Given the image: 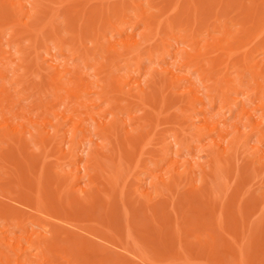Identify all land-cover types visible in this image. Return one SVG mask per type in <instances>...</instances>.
Masks as SVG:
<instances>
[{"label": "bare ground", "instance_id": "bare-ground-1", "mask_svg": "<svg viewBox=\"0 0 264 264\" xmlns=\"http://www.w3.org/2000/svg\"><path fill=\"white\" fill-rule=\"evenodd\" d=\"M72 1L73 0H0V176H2V180H0V185H2L3 182L4 183L6 182L5 179L11 178V176H10L11 171L9 172L7 170V168H9L8 164H11L10 166H14L17 169L19 166V168L25 169L26 171L28 170V172H30L29 167H31V165H32V167H34L35 161L33 160L32 154H31L32 158H28L27 155H25L27 153L26 149L30 145H32V146L34 145L38 149V151L41 150L43 152V154H41L40 157L42 155H43V157H45L44 155H46V152L48 151V149H47L48 146H50L49 150H51L52 148H55L54 146H56V143L59 139H60L59 140L60 144H61V140L62 141L65 140L63 143H65L67 141V144L65 143L67 145V148H69V147L73 148L74 144H72V143H74V139L77 137V134H78L77 132H79V135H82V137L84 139H86V140L88 139V141H89V138H91L89 141V144H90L91 140H93L92 139V135H94L93 133H96L99 140H100L99 142H97L96 148H97V150L104 151L105 154L103 152L98 151L99 153H103L101 155L98 154L99 155V157H98V155L96 154L97 152L93 151L95 154L93 153L94 155H92L91 154L92 151L87 150L90 148H87L88 147L87 146L86 147L87 149H86L83 146V144L86 142V140H83V138L80 139L79 141H77V145L78 146L81 145L82 147H84L85 150H83V152L85 151L84 153L87 155V157L84 158L77 153V155H79L80 158L82 157L85 160V161L83 160L84 163L82 162L84 164L83 169H82L83 171H81V168L75 166V169H72L71 171L69 169V170L62 172L61 170L63 167L61 168V166H59L61 169L59 167H57V168H59L58 170H60L63 173L65 182L61 181V183L59 184L58 183L60 181L59 178H58L59 181L55 180L53 178V180H55V181L53 182V184L50 181L51 183L49 185L53 186L55 183V185L53 186L54 188L53 187H51V188L54 190L57 189V192H55V191L54 192L58 194V195L56 194L58 196V199L57 198L56 199H57V201L60 200V202H61V198H62V196L60 197V195L64 194V192H66V190H69V189L74 190L75 189L76 190L75 192L79 193L78 194L79 198H81L80 195L82 196V200L81 199L79 200L76 198V200L79 201V202H77L78 206H76V207L78 208L80 215H82L81 213H87L88 218H91L93 213L96 212L94 210L100 206L99 208L102 210L99 211L100 212L98 214L99 217L96 216V218H99V221L101 220L100 224H102L103 226L104 225L106 226L108 224L107 226L108 227L110 226L109 229L111 228L112 224L114 226H117V227L119 226L118 228L119 229L121 228L123 230V232L121 231L122 234L125 235L126 232L128 231L126 235H127V237L131 238L132 237L131 234L133 235L135 233L133 229H136L138 224L142 223V221L139 220V218H138V220H139V223H138L137 219H136L137 221H135L134 219H133L134 220L133 221L131 218L129 219V216H127L128 214L127 215L125 214L128 212V209H126V207H125V209L127 211H123V214L125 215L124 217H126L124 222H123V220H122L123 214L120 210H118L119 208H118V206H115L116 204H114V202L116 203L118 201L117 204H119V203L122 204L123 202L125 203L126 197L131 196L128 193L125 194V186H127V185H126V181L124 179H126L128 176V175H126V172H127L126 169L130 172H133L136 168H139V166L141 164L140 155H136L137 159L134 160L132 154L136 153L135 152L136 149L139 150L140 154L143 153V151H144L143 148L147 144L151 143L150 141L155 135L154 131H156V130H154V128L157 127L158 125H160V123H159L161 121V120L159 121L160 117L163 118V116H165L166 117L165 119L167 122V119L171 118V117L167 118V116L170 115L169 111H171L169 109H171V106H174V107H172V111H171V112H173V110L176 108L175 106L177 105V109L180 110V113L177 114L178 117L181 115L180 117L182 118V121L185 120L184 122L186 124V128L187 129L189 128L188 130H191L192 133L187 131V129L185 130V128L182 129L181 131L183 132V130H185L186 132L190 133L191 136H193V134H195V137H197V139H199L200 137L201 138L205 137V136L209 137V140H208V138L206 139V140H208L207 144L205 146L200 147L199 150L198 149L196 150V152L197 151L201 152V153H199V156L202 153H204L206 160L205 161L203 160V162H202L201 161L202 159H201L199 161L200 158L198 159V156L196 155L195 160L193 162H188V160L186 158L185 159L187 161H185V159H183L184 161L183 160L179 161L178 158H176L178 156L177 152L179 154V151H177V150H175L176 152L174 150L173 151L171 150L176 155L172 156V158H170L171 154H170V156H167V154H169V152H171V151L168 152V150L170 149L168 147H170V146H167V144H168L167 141H166L167 143H165L164 140H166V138L164 137L165 138L164 139L162 137V140H161L162 142L158 141L164 147L166 146V149L163 147V149H165V151L163 150V153L161 155L163 156V154H164V156H165V154L167 153L165 157L170 158L169 163H171V164L168 165L169 166L168 168L164 169L165 173L164 172L160 173L161 174L160 176H159V173L158 174L155 173V175H152L153 177L150 176L151 178H149V179L150 180L152 179L153 181H151V182L149 181L150 183L145 182V183H148V185H149V186L147 185L148 187L147 186L144 187L145 190H143V186H142V189L138 188V190H139L138 195L140 196V198L142 200H144V207H145V209H142L143 211L141 210L140 212L145 213V214L143 213L144 214L143 216L145 218L149 215L151 217L149 219H151V221L154 222V224H152V226L155 225L156 227L153 226L154 229L152 230V232H149V228H147V227H149L151 224L146 226L145 223H143L139 227L137 232L139 230H141V228H144V229L147 228V231L149 233H151V235L145 234V237L143 235L144 239L146 238V240H147L146 244L147 245L150 244V246L156 245V247H158L157 244H159V245L161 244L162 247L168 246L169 249L164 250V251H166V252L168 251L167 253L171 252L174 255H176L177 257H175V258H177V259L179 258V260H180L179 264H181V262H182V264H210L211 259H215L216 257H217V259H215V260H217V262L214 260L215 264H222V263L225 264L226 263L225 260H222L221 258H224L225 256L227 258V255L230 256L229 253L232 254L231 257L239 260L238 263L241 262L240 264H243V261H245V262L248 261L250 263V259H249V255H248L249 252L244 251V249H243V247L245 246L246 247L245 249L249 250L248 249L249 247L247 245L248 242L241 244V243H239L240 238H238L237 240L233 239V241H232L231 240L232 238L228 239L226 237L227 233H224V231H223V230H226L227 228L230 227V226L227 227L228 225H227L226 220H228L227 216H229L231 213L228 212V215L227 216L225 215L223 208H222V205H223V203H225V200L221 198L222 197L221 194L223 195V197H225L226 192H228L230 190L229 189L227 191V189L233 184L232 178H234L236 180V177H237V180H238V177L240 178V176L241 177L243 176L242 179L245 176H246V178L248 177L247 176L248 174L246 175V174L242 173L244 170L246 171V173L250 172L249 175L251 173H253V171L251 169V167H253L252 163H251L252 165L249 166L250 169H248V166L243 167V168L240 167L239 166L240 160H239V164H237L238 166L236 165V163H238L237 159H239L238 157L240 156V151L242 152L241 147H243L242 149L245 148V145H247V143L249 142L248 141L249 135H251V134H253L254 137H256V143L254 142L255 144L251 147L252 154L256 155L255 156L256 160L260 159L259 164L261 163L262 165H264L263 164L264 163V149L262 148V147H264V0H185L184 3H183V0H180V1L176 0L177 3L174 6H172L174 4V2H173V4L171 5L172 10H170V11L168 10L167 12L165 11V13H167V14H168V12H170L169 13L170 15L163 13V8L165 6L162 8V4H164V2L162 1L161 6H159L160 4L158 5L159 1L157 2V0L156 1L155 0H145V2H143V3H140L139 0H120V1L117 0L114 2H111V0H110V3H109V0H88V3L87 2H85V3L90 4V1H92V2L96 1V2H93L94 5H95V3H96V5L98 3L97 6H95L94 8H91V9H87L88 7L85 8L86 6L83 7L84 1H86V0H77L79 4L80 3L82 4V2H83L82 7H79V8L76 5L75 6L73 5V7L67 6ZM92 2H91V4H92ZM61 8L64 9L63 10L64 14H62ZM164 10H166V9H164ZM221 12L222 13L225 12L224 17L222 16L223 14L220 15ZM228 13L230 14L229 16L227 15ZM221 16L223 18H221ZM230 16H233L234 19H233V17L231 18ZM58 18L61 19V20H59L60 23L57 20ZM228 23H230V24L227 25ZM60 24H62V25H60ZM58 25L63 27V29H64L63 31L66 35L58 33ZM61 27H59V28L61 29ZM107 32L110 34V37L109 38L107 37L108 39H106ZM214 32H215V34H217V33L218 34L215 35ZM211 34L213 36H211ZM67 35L69 37V40L66 41L67 38H65V36H67ZM62 36H64V37H62ZM87 38H89L88 41L91 42V46L93 48V51H91V49L86 50V48H85L84 43L87 41ZM102 39H104V41H102ZM170 40H173V42H171ZM200 42H201V44L198 45ZM178 44L179 45L183 44V45H181V47L183 46V48L179 47ZM176 45H178V46H176ZM174 47H177V48H174ZM42 54H44L46 56V58H48V60H49L47 65H43L44 61H45V60L42 61L44 59L43 57H42L43 59H40ZM145 54H146V56H145ZM66 55L68 56V58L66 57ZM98 56L100 57L101 61L100 60L98 61V59H97ZM105 56L109 57L107 61H105L106 60ZM171 57L173 58V63L170 62L172 64V65H170V67L167 66L164 68L163 65L161 63H159V62H164L166 59L171 58ZM143 58L144 59L146 58L150 62L155 61L156 67L154 66L153 69L148 70L145 73H143L144 79H141L142 75H141V71H139V70H140V67H141L140 64H141ZM77 59L80 60V62H82L81 66H80V64L74 63V60H77ZM168 62H169V60H168ZM27 65H30V66L27 67ZM31 65L34 67L32 69L33 72L37 71V73H34V76H38L37 77V80H38L37 84L38 85L34 84L35 82H33V84L35 86H33L34 88H32L30 86L31 87L30 93L31 94L35 93V95L37 94L36 96L39 99L37 109L40 110V113H38L36 111V115L34 116V118H32V117H30V115H28L29 112H27L25 107L24 108L26 111L23 110L24 109L23 107H22L23 109L21 107H19V104L22 102L21 100L23 98L27 99L29 96L31 98V94H28L29 92H26L28 94L26 97H24V96L22 97L23 94H21V96H20L21 90L25 88V86H24V88H22L23 87L22 81H24L26 79V77H28L27 76L28 72H29L28 75L29 76L31 75L30 71L32 72V70L29 71V67L32 68ZM132 66H135V68L131 69ZM86 67L92 69L90 74L89 73L86 74V72H85L87 69ZM151 68H152V66H151ZM122 69L125 70L124 73L126 76L123 74H119L120 70L122 71ZM20 70L21 71L24 70L23 72L27 71L26 74L24 73L26 75V77L23 75L24 79H21V78H23V76H21V78H20V75H21ZM127 70L128 71L130 70V71L128 72ZM178 70H180V71H178ZM10 72H11V74H10ZM193 72H194V76H191V74ZM91 75H92V78L90 77ZM117 75H119V76L121 75V76L119 77ZM8 76H10V77L8 78ZM93 77H94V79H93ZM42 78H44V79H42ZM4 79L6 82L4 81ZM39 80L40 81L45 80V81H43L44 84H46L47 81L49 82L47 84V86H49L47 91L50 89V92L49 91L48 92L51 93V95H53L52 97H54L53 101L51 100L52 103L47 104V103L42 102V100H41L42 96L45 95L46 91H45V87H44L43 91L45 93L44 94L42 93L41 88H43V83L41 82L42 84L40 85ZM166 83H168V84H166ZM165 84H166V86H165ZM180 84L183 85V87H182L183 90L179 89V87H181ZM23 85H24V83H23ZM166 87H167V89L170 88L169 93H168V90L166 89ZM32 89H34V90H32ZM172 89L177 90V91H178V89L180 90L179 93L175 92L176 97L178 94V97H177L178 99H175L176 98L175 94L170 92V90L172 91ZM157 93L160 97L157 95ZM232 95H233V97H232ZM158 97H159V99H158ZM101 103H105V108L100 109L99 105ZM55 105L63 106L62 111H57V110L53 109L54 111H52L50 113V117L47 116L48 115L47 110L51 111V108H53ZM26 106H29V105L26 104ZM216 106H218L219 109L217 108L218 110L214 111V109H216L215 108ZM54 108H56V107H54ZM97 109H100V110H97ZM138 110H139V112L140 111L141 112H140V114L136 115L135 111L138 112ZM222 110H227V112L229 113L230 116L231 115L233 116V113L236 110H238V115H237L238 119L236 117H232V118H236V119H234L236 121V123L235 122L234 123L231 122L233 124L228 123V120L226 118H224L222 113H221ZM28 111H30V110H28ZM174 111H176V110H174ZM30 113H31V111H30ZM125 113H127V118L122 117V114L126 115ZM174 115L176 116V114H174ZM181 118H179V119L181 120ZM54 119L56 122L55 121H53V122H55L56 124L52 122V120H54ZM196 120L199 122H202L201 123L202 125L200 127L197 126L195 129V127L193 128L192 125L195 124L193 122ZM69 121H71V124H70L71 127L69 126L70 127L69 130H67V129L62 130V126L65 124V122L68 123ZM88 122H92V123L89 124ZM172 122H174V121H172ZM62 123H64V124L62 125ZM92 125L94 128L91 127ZM151 125H153V126L150 128L149 126H151ZM191 126H192V128H191ZM246 126H247V128L249 127L250 129L245 131L244 128ZM51 128H52V130H51ZM89 128L93 132H91L89 130ZM192 129H194V130L192 131ZM90 132L92 133V135ZM174 133H176L175 130H174ZM180 134H179V137H180ZM172 135L174 137L173 139L175 140V143L176 142L178 143V141H177L178 138H176L178 136L173 134V132H172ZM183 135H184V133H182L181 137ZM187 135L185 137H188ZM87 137H89V138H87ZM201 138L198 141L196 139V141L200 142V140H202ZM94 139H96V137ZM53 140H55V141L53 142ZM183 141H185V140H183ZM81 142H82V144H81ZM158 142H155V144ZM51 143H53L54 145H51ZM78 143H80V144H78ZM170 143L171 142L169 141V144ZM68 144H69V146H68ZM70 144H71V146H70ZM187 144L188 143H186L185 145H187ZM85 145H86V143H85ZM190 146L187 145L185 148L188 149ZM72 148H71V150L67 149V151H69V152L64 151L65 148H62V149L60 148L62 150L61 154L62 153L63 154L60 155L59 162L60 161L63 163L68 162L69 165H67V168L70 165L77 162L78 156L76 154H74V153H76L75 151H73V153H71ZM190 148H192V147H190ZM247 148H248V146H247ZM74 149H75V147L73 148V150ZM159 149H161V148H159ZM91 150H93V149H91ZM157 150H158V148H157ZM160 151L161 150H159L158 154H160ZM190 151H191V149L189 150V152ZM29 152L30 151L28 150V153ZM33 152H31V153H33ZM152 152H151V154H152ZM69 153L72 154V156ZM259 153H260V156L258 158H256L259 155ZM67 154H69V156H68V158H65V157H67ZM149 154L150 153L148 152V156H149ZM16 155H17V157L20 158V162H19L20 164L19 165H16V164H18V163H15L16 160L13 163H12V160H10L11 163L8 162L9 161L8 156H10V157L13 156L15 158ZM29 155H30V153H29ZM36 155H35V157H36ZM86 155H84V156H86ZM103 155H104V157H102ZM189 155H191V154H189ZM138 156H139V158H138ZM162 156L160 158L159 157L158 158L161 159ZM43 157H41L43 163L41 162L40 165L44 164L45 159L43 160ZM153 157L152 158L150 157V158L153 159ZM46 158H48V156H46ZM70 158H72V162H71ZM169 158H167V159H169ZM38 159H39V156H38ZM62 159H64V160H62ZM66 159H67V161H66ZM163 159L165 160V158H162L161 161H163ZM253 159L254 158H252V160ZM149 160H147V162H145V163H148ZM235 161H237V162H235ZM152 162H153L152 164H155L157 166L156 163L158 162V159L156 158ZM46 163H45V165H46ZM57 163H58V161H57ZM63 163H61V165ZM158 166H159V164H158ZM10 168H12V167H10ZM37 168H38V166H37ZM44 168H45L44 165H42L39 169V174H37L38 171H36L37 176L35 175V178L36 177L38 178V180L37 179L35 180L36 182L38 181L37 182L38 185L36 186L37 190H35V189L34 190L39 192V193H41V191L44 187L42 184L45 185V183H43L41 181V179L43 178V176L45 174ZM57 168H55L56 172H57ZM153 168L152 169L150 168V171L153 170ZM160 168H163V167H160ZM160 168H157V169H160ZM240 168H242V169H240ZM246 168H247V170H246ZM147 169L148 168H146V170ZM154 169H156V168H154ZM46 170H48V169H46ZM248 170H251L252 172L248 171ZM253 170L255 171L256 177H257V173H258V175H259V173H260V175H262L261 174L262 169H261V171H259L258 167H257V170L254 167ZM67 171H69V172H67ZM158 171H160V170H158ZM239 171H242L241 172L242 175H241V173L240 174L238 173ZM245 171H244V173H245ZM22 172L23 171H21L20 173H22ZM54 173L55 172H53V174ZM3 174H5V176ZM34 174H35V171H34ZM148 174H149V172H148ZM255 174H254V176H255ZM17 175H15V176H17ZM25 175H26V173H25ZM33 175H32V178L34 177ZM132 175H133V173H132ZM20 177H23V176L21 175ZM26 177H25V179H26ZM55 177H56V175H55ZM100 177H103V182L105 180L106 184L108 186H104L101 184V182H99ZM17 178H19V177L17 176ZM29 178L30 177L28 176L27 182H29V180H28ZM56 179H57V177H56ZM80 180L81 181L86 180L87 185L83 186V187L82 186L79 187L78 184L80 183ZM127 180H130V179H127ZM237 180L234 182L237 183L238 182ZM243 180H245V178ZM13 181H15V180H13ZM35 181H34V184L36 183ZM45 181H47L46 178H45ZM240 181H241V184H240ZM240 181H239V184L241 185V187H243L242 182H244V181H242L241 178H240ZM195 182H197L199 184H195ZM13 183L16 186L17 183L16 182H13ZM13 183H12V185H14ZM19 183H20V181H19ZM29 184L26 187V189L28 187L29 188L31 187V186H29ZM136 184H137V181H136ZM181 184L191 185V187L195 190V192L194 193L191 192L192 193V195H191V193H189V192H188V194H186V192H187L186 191L185 192L186 195L182 196L181 200H179L178 198L180 196L178 197L177 193H179L178 191L181 188L180 186H183ZM138 185L140 186V184H138ZM8 186H11V183ZM19 186H21V185H19ZM22 186H23V184H22ZM76 186H77V188H76ZM233 186H234V184H233ZM233 186H231V187H233ZM47 187L46 188L44 187V188L47 189ZM100 187H102V188H100ZM103 187H105V188H103ZM136 187H135V190H133V192L137 190ZM0 188L4 189V187H2V186ZM19 188H21V187H19ZM34 188H35V186H34ZM220 188H222V189L220 190ZM15 189H16V187H15ZM32 189H33V187H32ZM45 189H44V191H45ZM58 189L60 190V195H59ZM102 189H104V190H102ZM224 189H225V191H224ZM4 190L6 192H8L7 187H5ZM29 190H25V191H29ZM142 190L144 192H142ZM222 190L224 191V193L218 194V192L220 193V192H222ZM1 191H3V190H1ZM35 191L31 190V192H34V193H35ZM101 191H103V193L105 195L104 197L106 200L104 199L103 195L100 194ZM61 192H63V193L61 194ZM70 192L72 193V191H70ZM133 192H132V194H133ZM21 193H22V191H21ZM29 193H30V191H29ZM77 193H75L76 195L74 194L75 195L74 197L78 196ZM242 193H243V191H242ZM116 194H117V197H116ZM241 194L239 193V195H241ZM16 195H17V193H16ZM24 195H26V193H24ZM27 195H28V193H27ZM27 195L25 197H27ZM31 195H33V193ZM31 195H30V197L32 198ZM56 195H55V197H56ZM124 195H127V196L125 197ZM138 195H137V198L139 197ZM227 195H228V193H227ZM34 196H36V195H34ZM44 196H43V194H41V197H44ZM68 196H67V198H64V196L62 198L63 201H66L65 203H68L70 201V200H68ZM113 197H116L115 200H117V199L118 200L117 201L114 200V202H113L112 201L114 199ZM176 197H178V198H176ZM196 197H198L197 198L198 200H199V198L201 199V200H199V202L203 201L202 203H205L204 206L207 205V207L209 206V208H211L210 209L211 214H212L211 218H213L214 224L216 225L217 228L219 227L218 228L219 232L222 231V233H224L225 237H226V239H225V237L223 236L224 234L223 235L219 234L221 237V238H219L221 243H219L220 241H217L218 238L216 237L217 238L216 239L213 234H210L208 236H204L205 237L204 240H202L203 238H200V236L197 234H196L197 237H195L193 235L195 240L193 239V241L191 243L190 242L187 243L188 245L186 244V242H188L189 239H187V241H185V239H182L183 235H185L187 232V227L184 225L187 224L188 222H191V215L190 216L186 215V214H189V213H187V211L189 212V210H187V209L192 208L193 205H191V201L193 199H196ZM227 197H225V198L227 199ZM237 197L240 198L239 196H237ZM242 197H243V195H242ZM242 197H241V199H242ZM263 197L261 196L260 199ZM13 198L14 197H12V199ZM35 198L32 200L34 201ZM45 198H46V196H45ZM123 198H124V200H123ZM39 199L41 200L40 195L38 194L36 200L39 201ZM43 199L44 198H42V201H44ZM64 199H67V200H64ZM161 199H162L161 202L163 204L158 203V202H160ZM176 199H178V200H176ZM241 199L240 200L238 199V200L242 202ZM47 200L44 203H47ZM130 200H132L131 197L128 198L126 201L129 202ZM166 200H168L169 206L171 205L170 207H168V208H170L168 210L171 211V208H172L171 213L173 216L175 215V213H177L176 212V210H177L176 206L179 204L178 206H179V209H180V212L182 215L181 217H179V219L177 218L178 215L177 216L175 215L174 219H171L168 216L169 213L166 214V211L164 208V203ZM4 201H6V200H4ZM218 201H219V204H221L220 207L218 206L219 205ZM261 201H262V199H261ZM263 201H262V205L264 207ZM6 202L9 203V201H6ZM34 202H36V201H34ZM60 202H58V203H60ZM71 202L68 204V208L69 209L71 208L73 210L74 208L71 207L72 206ZM97 202L99 205H97V207H95ZM112 202H113V206L111 205ZM258 202H259L258 200L252 199L247 204H249V206L252 204V207L254 208V206H256V204ZM130 203L132 204L133 202H130ZM157 203L159 204L158 207L161 208L159 215H158L159 210L156 209L157 212L155 211V205ZM176 203H177V205L175 206ZM30 204H31V201H30ZM131 204H129L130 206H128V207H131ZM134 204L137 206L136 202L133 203V206H134ZM166 204H168V203H166ZM183 204H185V207H186V208L184 207V212L186 214L182 211ZM216 204H218V205L216 206ZM61 205L63 206L64 204L61 203ZM61 205H59V206L61 207ZM5 206H7V205H5ZM9 206H12V205H9ZM39 206H40V204H39ZM122 206H121V208L123 209L124 206L123 207ZM249 206L246 205L245 207L249 208ZM35 207H38L37 204L35 205ZM76 207H75V211H76ZM245 207H243V208H245ZM5 208L6 207H3L0 204V220L7 218L6 212L9 211L11 207L9 208V210H7L8 208L7 209H5ZM93 208H95V209L93 210ZM239 208L238 207L235 208V209H238L237 210L238 213H239ZM131 209H129L130 212L132 211ZM166 209H167V207H166ZM230 209H227V210H230ZM144 210H146L147 212ZM247 210L249 211V209H246V212H247ZM10 211H12V209ZM19 211L20 210L16 211L15 215L18 212V214H20V216H21L22 213H20ZM37 211H39V209ZM50 211H51V209H50ZM173 211H175V212L173 213ZM252 211H253V209L250 210L249 212H252ZM64 212H63V214H65ZM120 212H121V214H120ZM246 212L244 213L242 210V213H244V214L241 213V216H240V213H239V214H236V216H234V214H235V210H234V214L229 216V217H231L229 219L233 220L232 222H234L233 224H231V226L236 224V223L237 224L241 223L242 220H240V219H243V218H240V217L244 216L246 214ZM50 213L52 214L53 210ZM198 213L200 214L201 212H198ZM12 214H13V217L8 216V218L16 219L17 222L21 221L20 220L21 217L18 218V215L15 216L14 213H12ZM47 214H48V211H47ZM130 214H132V213H130ZM133 214H135V213H133ZM226 214H227V212H226ZM248 214L249 213L246 214L247 215L246 218H249ZM47 216H51V215L48 214ZM52 216H53V214H52ZM64 216L67 217L66 214ZM69 216H70V214H69ZM173 216H172V218H173ZM185 216H187V217H185ZM198 216H200V215H198ZM120 217H122V218H120ZM144 217H143V219H144ZM235 217H238L239 219H237ZM93 218L94 219H91V220H95V217H93ZM36 219H34V220H36ZM43 219H41V220H43ZM199 219H200V217H199ZM25 220H27V219L25 218ZM244 220H245V216H244L242 224L244 225L247 223L248 229L246 227H244L245 225L244 226H242L241 224L239 225V226H241L239 229L242 233V234L241 233L240 234L246 238L245 239L243 237L244 238L243 239L241 236V239H243L242 241L243 242L246 241L247 238H248L247 241H249V240L252 241L251 239H253V238H254L253 240L257 239L259 241V238L251 235V234H253V232L256 233L258 231V230L256 231L255 229H254L255 231L253 230V226H252L253 222H248V221H250L249 219H247L246 221H244ZM3 221H5V220H3ZM36 221H38V220H36ZM132 221L137 226H135V224ZM22 222L23 221H21L20 225H22L24 223V222L23 223ZM71 222L74 223L73 221H71ZM103 222H104V224H103ZM42 223H43V221H41V223H39V224H42ZM91 223H93V222H91ZM109 224H111V225H109ZM228 224H230L229 221H228ZM43 225H45V224H43ZM56 225H55V227H56ZM123 225L125 226V228ZM215 225H213V227ZM59 226H61L60 227V229H61L62 224ZM75 226L79 227V225H76V224H75ZM114 226L112 227V230H114ZM188 226L190 228V225H188ZM254 226H255V224H254ZM258 226H259V224H258ZM262 226H264V225H262ZM3 227H4V225H3ZM65 227H67V226H65ZM65 227H63V229ZM117 227H115L116 230H117ZM182 227L183 228L186 227V229H185L186 232L183 235L181 233H183L185 230ZM234 227H236V226L234 225ZM234 227H232V228H234ZM1 228H2V226H1ZM81 228H84V227H81ZM126 228H127V230H126ZM191 228H193V227L191 226ZM242 228H244L245 230L247 229V232H245L244 229H242ZM91 229H92V227H91ZM8 230H9V228H8ZM65 230H66L65 232H67V229H65ZM124 230H126V231H124ZM72 231L73 230H70V232H72ZM230 231H231V229H230ZM230 231L227 230V232H230ZM85 232H87V231H85ZM106 232H107V230H106ZM115 232L117 235L118 232H120V230L119 231L117 230ZM188 232H187V234H188ZM211 232H214V230H212ZM260 232H261V230H260ZM64 233H62V231H61V234H64ZM74 233H75V231H74ZM96 233H97V231H96ZM139 233H140V231H139ZM142 233H144V231H142ZM145 233H147V232H145ZM217 233H218V231H217ZM234 233H235V231H234ZM257 233H259V231ZM66 234H68V233H66ZM80 234L83 236L84 233H80ZM236 234H238V233H236ZM245 234H250V235L246 236ZM263 234H264V230H262L261 236ZM119 235H121V234L119 233ZM56 236H58V234L56 233V235H55V231H54V237H56ZM74 236H78V234L74 235ZM82 236H81V239H83ZM96 236H97V234H96ZM140 236L137 235V238L140 239ZM163 236H167L168 239L167 238L165 239V237H164L165 240L164 239L162 240ZM228 236H231V234ZM222 237H224V238H222ZM232 237L237 238V237H234L233 235H232ZM249 237H250V239H249ZM10 238H12V237H10ZM24 238L26 239V242H27L26 247H24L23 245H20V241H18V240H15L14 243H10V244L8 243V245L14 246V248L15 247L18 248L21 251V254L26 253L27 252L26 250L30 246H34L35 249L37 250V255L39 253V255L41 256L40 257L41 261H42V259H45V260L49 259L46 256V252L48 255L52 251L57 252V251H61L63 249L61 254H63V252L66 251V249L64 248L65 246L62 245V247H60L61 244L59 243V245H58V243H56L57 238H55V241L54 240H52V242L50 241L51 243H47V242H44L45 240H41V242L39 244H37L36 240L33 238L32 232L30 235H28L27 237H24ZM37 238H39V237H37ZM65 238H66V236H65ZM137 238L135 237V239H137ZM261 238H263V237H260V240H261ZM13 239H11V240H13ZM41 239H43V238H41ZM89 239L90 238L85 239V242L81 241L83 244L82 248H80L81 251H84V249L86 251L87 250L86 248L89 249L88 251H90V249H93L92 247L94 245H92V247L89 248L91 245L90 244L91 241L89 243L90 244L89 247H87L86 245L84 246V244L87 243L86 240H89ZM223 239L224 240L228 239V241L230 242V246L227 245L228 243H225L226 241H224V244H225L224 245ZM32 240L33 241L35 240L36 244H34V242ZM94 240H95V238H94ZM116 240L118 241V239H116ZM123 240H122V242L124 243ZM125 240L126 241L129 240V238L125 239ZM10 241H8V242H10ZM106 241H109V240H106ZM237 241L239 244L237 243ZM242 241L240 240V242H242ZM61 242H63V241H61ZM217 242L220 244L219 246L223 247V249H222V247H221V249H220V247H217V245H218ZM252 242H250V243H252ZM128 243L126 245H128ZM131 243L133 244L132 246L134 247L133 241ZM254 243H257V242H254ZM140 244L142 245L141 242H140ZM140 244H139V247H141ZM55 245H56V248L54 249ZM87 245H88V243H87ZM126 245L125 244L123 245V249L124 248L126 249V247H127ZM137 245H138V243H137ZM105 246L107 247V245H105ZM117 246H119V245H117ZM144 246L145 245H143V247ZM234 246H235V248H234ZM34 247H33V249H34ZM50 247H51V250H49ZM79 247H80V245H79ZM156 247L154 248L155 251H156ZM159 247H158V249L161 248V247L160 248ZM190 247H191V250L189 249ZM96 248H95V250L93 249V255L96 254L94 252V251H96ZM144 248L142 249V251L145 250ZM218 248L220 249V251ZM232 248H234V249L237 248V249L234 250ZM258 248H260V247H258ZM263 248L261 246L262 250H263ZM59 249H61V250H59ZM121 249H122V245H121ZM137 249L140 250V248H138V247H137ZM225 249H226V251H225L224 255H221ZM100 250H101V248H100ZM188 250L190 251L191 254L193 253L197 257H192L190 255V253L188 252ZM227 250L230 252L227 253ZM124 251L127 252L128 247H127V250H124ZM131 251H133V250H131ZM150 251H153V249L152 250L150 249ZM160 251H163V250L160 249ZM258 251H261V250L258 249ZM48 252H50V253H48ZM54 252H52L53 255L51 253L52 256H54V255L56 256V254H58V252L57 253L55 252V254H54ZM166 252H165V254H166ZM262 252H263V254L261 255V257L264 256V251H262ZM28 253H27V255L31 254V253L30 254H28ZM97 253H98V251H97ZM106 253H108V252L106 251ZM131 253H133V252H131ZM157 253H159V252H157ZM226 253H227V255H226ZM65 254H68V255H65V257L67 256V258L70 259L69 255H71V254L67 253V251ZM91 254H92V252H91ZM99 254H100V251H99ZM104 254H102V256ZM108 254H110V253H108ZM108 254H106V255L108 256ZM124 254H126V253L123 252L122 255H124ZM243 254H244V257H243ZM59 255H60V252H59ZM106 255H105V257H106ZM139 255H140V252H138V257H139ZM153 255H154V253L151 256H153ZM200 255L205 256L204 258L202 256L203 261H199L201 258ZM213 255L215 258H213ZM102 256L100 254L99 258H101ZM116 256H113V257L115 258ZM143 256L144 255L142 254L141 255L142 262L144 259H145V261H147L146 258ZM198 256H200V258ZM222 256H224V257H222ZM65 257H64V259H67ZM105 257H104V259H105ZM120 257H121L120 263L123 264L124 260H126L127 258L126 259L123 258L124 259L123 260L121 255H120ZM155 257H157V256L155 255L154 258ZM210 257H211V259H209ZM245 257L246 258L248 257V258L246 259ZM31 258H33V255L30 258L24 257V261L21 263L22 264H31V261L33 260ZM50 258L52 259L51 256H50ZM141 258L139 257V259H141ZM147 258L149 259V257H147ZM165 258H166V256H165ZM233 258H229V260L230 259L233 260ZM256 258H258V257H256ZM75 259L77 260V258H75ZM109 259H110V257H109ZM262 259L264 260V258H262ZM122 260H123V262H122ZM191 260H193V261H191ZM257 260L254 259L253 261H257ZM69 261H71V259ZM114 261L117 262L120 260L117 259V261L116 260H114ZM91 262H93V261L91 260ZM96 262H97V260H96ZM245 262H244V264H245ZM39 263H40V261H39ZM144 263H146V262H144ZM238 263H234V264H238ZM249 263H246V264H249ZM89 264H93V263L89 262ZM118 264H119V262H118ZM127 264H129V263H127ZM130 264H131V262H130ZM252 264H253V262H252ZM263 264H264V262H263Z\"/></svg>", "mask_w": 264, "mask_h": 264}, {"label": "rangeland", "instance_id": "rangeland-1", "mask_svg": "<svg viewBox=\"0 0 264 264\" xmlns=\"http://www.w3.org/2000/svg\"><path fill=\"white\" fill-rule=\"evenodd\" d=\"M114 1H117V0H111V2H114ZM118 1H120V0H118ZM156 1V0H155ZM159 1V3H158V5L159 6H161V3H162V1L164 2V4H162V8H163V13H165V11L167 12L168 10L170 11V10H172L171 9V5L173 4V2H174V4L172 5V6H174L176 3H177V1L176 0H157V2ZM180 1V0H179ZM184 1L185 0H183V3H184ZM85 2H87L88 3V0H86V1H84V6L83 7H85V8H87V9H91V8H94L95 6H97L98 5V3H97V5H96V3H95V5H94V3L93 2H96V1H90V4H91V2H92V6L90 5V4H87V3H85ZM98 2V1H97ZM139 2L140 3H143V2H145V0H139ZM182 2V1H181ZM72 3V4H71ZM71 3H69V5H67V6H71V7H73V5L75 6H77L78 8L79 7H82V5H83V2H82V4L80 5L79 3H78V1L77 0H73ZM109 3H110V0H109ZM170 3V4H169ZM182 4V3H181ZM80 5V6H79ZM173 8V7H172ZM62 10V14H64L63 13V8H61ZM164 9H166V10H164ZM170 12H168V14H169ZM225 12H221L220 13V15L221 14H223L222 16L224 17V14ZM233 13V12H232ZM165 14H167V13H165ZM167 14V15H168ZM170 15V14H169ZM228 16L230 15L229 13L227 14ZM233 15V14H232ZM221 16V18H223ZM234 16V15H233ZM233 16H230L231 18L233 17ZM61 18V17H60ZM60 18H58L57 20H58V22H59V20H61ZM233 19H234V17H233ZM60 23V22H59ZM230 23H228L227 25H229ZM60 25H62V24H60ZM59 27H61V26H59L58 25V33H61V34H65L64 33V29H63V27H61V29L59 28ZM229 27V26H228ZM237 27V26H236ZM235 27V28H236ZM234 29V28H233ZM62 31V32H61ZM137 31V30H136ZM135 31V32H136ZM60 34V35H61ZM214 34H215V32H214ZM218 34V33H217ZM217 34H215V35H217ZM66 35V34H65ZM211 36H213L212 34H211ZM62 37H64V36H62ZM110 37V34L107 32V34H106V39H108V38ZM65 38H67L66 39V41L67 40H69V37H68V35L67 36H65ZM64 39V38H63ZM65 40V39H64ZM89 40V38H87V41L84 43L85 44V48H86V50H90L91 49V51H93V48H92V46H91V42H89L88 41ZM102 41H104V39H102ZM171 42H173V40H170ZM180 44V43H179ZM178 44V45H179ZM201 44V42L198 44V45H200ZM178 45H176V46H178ZM181 45H183V44H181ZM181 45H179V47H181ZM178 47V48H179ZM174 48H177V47H174ZM181 48H183V46L181 47ZM180 48V49H181ZM174 51V50H173ZM172 51V52H173ZM89 52V51H88ZM145 56H146V54H145ZM144 56V57H145ZM44 59H43V58ZM66 57L68 58V56L66 55ZM106 57V60L105 61H107L108 60V56H105ZM46 56L44 55V54H42L41 55V57H40V59H43L42 61H44V64L43 65H47V63H48V58H46ZM66 58V59H67ZM97 59H98V61L100 60V57L98 56L97 57ZM168 60H169V62H168ZM172 60V61H171ZM101 61V60H100ZM157 61V60H156ZM173 63V58L171 57V58H168V59H166L164 62H159V63H161L162 65H163V67L165 68V67H170V65H172L171 63ZM74 63H77V64H80V66L82 65V62H80V60H74ZM169 64V65H168ZM156 64H155V61H153V62H150V61H148L146 58L144 59L143 58V60H142V62H141V64H140V70L139 71H141V79H144V74L143 73H145L146 71H148V70H151V69H153V67L155 66ZM165 65V66H164ZM28 66H30V65H27V67ZM32 66V65H31ZM151 66H152V68H151ZM158 66V65H157ZM45 67V66H44ZM156 67V66H155ZM34 67L32 66V68L31 67H29V71L30 70H32ZM87 68V67H86ZM133 68H135V66H132L131 67V69H133ZM158 68V67H157ZM85 69V68H84ZM145 69V70H144ZM36 70V69H35ZM91 68H87L86 69V74H90L91 73ZM24 71V70H23ZM23 71H21L20 70V78H21V76H25L26 77V72H23ZM128 71V70H127ZM130 71V70H129ZM128 71V72H129ZM178 71H180V70H178ZM125 70L124 69H122V71L120 70V72H119V74H123V75H125ZM127 72V73H128ZM9 73V72H8ZM25 73V74H24ZM29 73V72H28ZM28 73H27V76L28 77H26V81L24 80V81H22V88H24V86H25V88L24 89H22L21 90V92H20V96H21V94H23L22 95V97L24 96V97H26L28 94H31L30 92V90H31V87L32 88H34L33 86H35L34 84H37L38 83V80H37V77L38 76H34V73H37V71H34L33 72V70H32V72L30 71V73H31V75L29 76L28 75ZM33 73V74H32ZM126 73V74H127ZM132 73V72H131ZM10 74H11V72H10ZM193 74V75H192ZM191 74V76H194V72ZM8 75V74H7ZM36 75V74H35ZM38 75V74H37ZM134 75V74H133ZM24 76H23V78H21V79H24ZM85 76V75H84ZM117 76H119V75H117ZM121 76V75H120ZM119 76V77H120ZM126 76V75H125ZM196 76V75H195ZM10 76H8V78H9ZM91 78H92V75L90 76ZM156 78V77H155ZM193 78V77H192ZM195 78V77H194ZM6 79V78H5ZM5 79H4V81H5ZM31 79V80H30ZM42 79H44V78H42ZM89 79V78H88ZM93 79H94V77H93ZM167 79V78H166ZM34 80V81H33ZM37 80V81H36ZM41 80V79H40ZM39 80V81H40ZM43 81H45V80H43ZM43 81H40V85L43 83ZM6 82V81H5ZM33 82H35L34 84H33ZM42 82V83H41ZM23 83H24V85H23ZM46 83V82H45ZM49 82L47 81V83L46 84H44L43 83V88H41V91H42V93L44 94L45 92L43 91L44 90V87H45V91H46V93H45V95H43L42 96V102L43 103H47V104H50V103H52V101H53V98L54 97H52L53 95H51V93H49L50 92V89L47 91V89H48V87L49 86H47V84H48ZM185 83V82H184ZM166 84H168V83H166ZM166 84H165V86H166ZM183 84V83H182ZM182 84H180L181 85V87H179V89L180 90H183L182 89V87H183V85ZM38 85V84H37ZM31 86V87H30ZM26 89V90H25ZM166 89H167V87H166ZM169 89L170 88H168L167 90H168V93H169ZM178 89V91L177 90H174V89H172V91L170 90V92H172V93H174L175 94V97H176V93H179V90ZM32 90H34V89H32ZM204 90V89H203ZM166 91V90H165ZM26 92H29L28 94L26 93ZM33 92V91H32ZM167 92V91H166ZM176 92V93H175ZM37 93V92H36ZM40 94V93H39ZM35 93H32L31 94V98H30V96L26 99H22L21 101V103L19 104V107H25L26 108V110H27V112H29L30 113V111H31V113L29 114L28 113V115H30V117H32V118H34V116L36 115V111L38 112V113H40V110H38L37 109V106H38V98H37V94L35 95ZM41 95V94H40ZM157 95H158V93H157ZM48 96V97H47ZM93 96V95H92ZM159 96V95H158ZM235 96V95H234ZM45 97V98H44ZM52 97V98H51ZM94 97V96H93ZM160 97V96H159ZM159 97H158V99H159ZM177 97H178V94H177ZM175 98V99H178V98ZM232 97H233V95H232ZM236 97V96H235ZM238 97V96H237ZM37 98V99H36ZM52 100V101H51ZM33 101V102H32ZM28 102V103H27ZM98 102V101H97ZM26 104L27 105H29V106H26ZM36 104V105H35ZM35 105V106H34ZM31 106V107H30ZM100 109H103V108H105V103H101L100 105ZM98 106V107H99ZM54 107H56V108H54ZM53 108H51V111L49 110H47V116H49L50 117V113L52 112V111H54L53 109H55V110H57V111H62V107L63 106H59V105H55ZM102 107V108H101ZM172 107H174V106H171V109H169V110H171L172 111ZM176 108L174 109V110H176V111H174L173 110V112H171V111H169V113H170V115L169 116H167V118L169 117H171L170 119H167V122H166V117L165 116H163V118H161L160 117V119H159V123H160V125H158L157 127H155L154 128V130H156V131H154L155 133V135H154V137L151 139V143H149V144H147L144 148H143V153L142 154H140L139 153V150H135V152L136 153H134V154H132L133 155V158H134V160L135 159H137L136 157V155H140V159H141V164H140V166H139V168H136L133 172H130V171H128L127 169H126V175H128L127 176V178L126 179H124L125 181H126V185L127 186H125V194H129V195H131V196H127V195H124L125 197H126V200L128 199V198H130L131 197V199L132 200H130L129 202L128 201H126L125 200V203L123 202L122 204L121 203H119V204H117L118 203V199L117 200H115L116 199V197H117V194H116V197H113L114 199L112 200L113 202H114V200L115 201H117L116 203L114 202V204H116L115 206H118V210H120L121 212H122V214H123V211H127L126 209H128V212L127 213H125L127 216H129V219L131 218L132 220L134 219L135 221H137L138 220V218H139V220H141L142 221V223H139V220H138V226L135 224V226H137L136 227V229H133L134 230V234L132 235L131 234V238L130 237H127V232H126V234L124 235V234H122V232H123V230L120 228H118L117 226H114L113 224H112V226H111V230L109 229V227L106 225H102V224H100V222H101V220L99 221V218H96V216L97 217H99V211H101L102 209H100L99 207L98 208H93V210L94 211H96L95 213H93V217H95V220H91V219H94L91 215V218H88V216H87V213H81L82 215H80V212H79V210H78V208L76 207V206H78V203L77 202H79L78 200H76V198L77 199H81L82 200V196L80 195V197L81 198H79V193H77V192H75L76 190L74 189V190H70V191H72V193L69 191V190H66V192H64V194H62L63 192H61V194L62 195H60V190L58 191L59 192V195H60V197L62 196V198H63V196H64V198H67V196H68V200H70L68 203H65L66 201H63V199L61 198V202H60V200L59 201H57V199H58V194L57 193H55V192H57V189H52L51 187H53L54 185H55V183H54V185L53 186H51V185H49L51 182H52V184H53V182L55 181V180H58V178H59V184L61 183V181L63 182H65V180H64V175H63V173L62 172H64V171H66V170H69L70 169V171L72 170V169H75V166L76 167H79V168H81V171H83L82 169H83V160H84V158L85 157H87V155L83 152V150H85V148L87 147V148H90V149H87L88 151H92V155H94L95 153L93 152V151H96L97 153V155L98 154H105V152L104 151H101V150H97V148H96V144H97V142H99L100 140H99V138H98V136H97V134L96 133H93L94 135H92V133L91 132H93L90 128H89V130L91 131L90 133H91V135H92V139L93 140H91V142H90V144H89V141H90V139L91 138H89V137H87V138H89V141H88V139L86 140V139H84L83 137H82V135H79V132H77L78 134H77V137L74 139V143H72V144H74V147H75V149L73 150V148L72 147H69V148H67V141L65 142V143H63L64 141H62L61 140V144H60V139L57 141V143H56V146H54L55 148H50L51 150H49V147L50 146H48V151L46 152V155H44L45 157H43V155L41 156V157H43V160L45 159V161H44V164H42V165H44V176H43V178L41 179V181L43 182V183H45V185L44 184H42L45 188L47 187V189H45L44 187H43V189H42V191H41V193H39V192H37V191H35V190H37L36 188V186L38 185L37 184V182L35 181L36 179L38 180V178L36 177L35 178V175L37 176V174H39V169H40V167L42 166V165H40L41 164V162L43 163V161H42V158L40 157V155L41 154H43V152L41 151V150H39L38 151V149L33 145H30L29 147H27V153L25 154V155H27V157L28 158H32L31 157V154H32V156H33V160L35 161V165H34V167H32V165H31V167H29V171L30 172H28V170L26 171L25 169H22V168H19V166H18V169L17 168H15L14 166H10L11 164H8V167L9 168H7V170L12 174H10V176H11V178L10 179H5L6 180V182L4 183L3 182V184L2 185H0V187L2 186V187H4V189H5V187H7V190H8V192H6L3 188H0V204L3 206V207H6L5 209H7V210H9V208H10V210L12 209V211H7L6 212V215H7V218H5V219H3V220H5V221H3V220H0V264H22L21 262H23L24 261V257L25 258H30V257H32V255H33V258H31V259H33L32 261H31V264H89V262L90 263H93V264H118V262H119V264H122V263H120L121 262V257H120V255L122 256V259L124 258V259H126V260H124V262H123V260H122V262H123V264H127V263H129L130 264V262H131V264H179L180 262V260H179V258L177 259V258H175V257H177L176 255H174L173 253H167L166 251H164V250H168L169 248H168V246H161V244L159 245V244H157V246L161 249V250H163V251H160V249H158V247H156V245L154 246V245H151L150 246V244H146V242H147V240H146V238L144 239V237H145V234H150L151 235V233H149V232H152V230L154 229V227H156L155 225H153L152 226V224H154V222L153 221H151V219H149V218H151L148 214V216L145 218L143 215L145 214L144 212V214L142 213V212H140L142 209H145V207H144V200H142L141 198H140V196L138 195L139 193V190H138V188L139 189H142V186H143V190H145L144 189V187L145 186H147L148 185V183H150L151 181H153L152 179L150 180L149 178H151V177H153L152 175H155V173H159V176L161 175L160 173H163L165 170L164 169H166V168H168L169 166L168 165H170L171 163H169L170 161V158H172V156H175L176 154H174L172 151L174 150H177V151H179V154H178V152H177V157L176 158H178V160L179 161H182L183 159H187L188 160V162H193L194 160H195V156L197 155L198 156V159H199V161L201 160L202 162H203V160L205 161L206 160V157H205V155H204V153H202L200 156H199V153H201V152H199V151H197L196 152V150L198 149H200V147H202V146H205L206 144H207V142H208V140H209V137H207V136H205V137H200L202 140H200V142H197L199 139H197V137H195V134H193V136H191V134L190 133H188V132H186L185 130L187 129L186 128V124H185V120L184 121H182V118L179 116L178 117V113H180V110L179 109H177V105L175 106ZM22 108V109H23ZM25 108L23 109V110H25ZM31 108V109H30ZM216 109H214V111H216V110H218L219 108H218V106H216L215 107ZM218 108V109H217ZM100 109H97V110H100ZM25 110V111H26ZM28 110H30V111H28ZM168 111V110H167ZM33 112V113H32ZM136 112V113H135ZM134 113L136 114V115H138V114H140V112H139V110H138V112L137 111H135ZM237 112V113H236ZM45 113V114H46ZM133 113V114H134ZM222 115H223V117L224 118H226L227 120H228V123H230V124H233L234 122L236 123V121L234 120V119H236L237 118V115H238V110H236L234 113H233V116L231 115H229V113L227 112V110H222ZM34 114V115H33ZM124 114V113H123ZM122 114V117L123 118H127V113H125L126 115H123ZM174 114H176V116L174 115ZM228 114V115H227ZM126 116V117H125ZM129 116V115H128ZM135 116V115H134ZM174 116V117H173ZM232 117H236V118H232ZM122 118V119H123ZM175 118V119H174ZM179 118H181V120L179 119ZM197 118V117H196ZM232 118V119H231ZM165 121H164V120ZM238 119V118H237ZM57 120V119H56ZM232 120V121H231ZM53 121H55V119L54 120H52V122ZM164 121V122H163ZM172 121H174V122H172ZM177 121V122H176ZM179 121V122H178ZM56 122V121H55ZM55 122H53V123H55ZM58 122V121H57ZM170 122V123H169ZM181 122V123H180ZM231 122H233V123H231ZM89 124L90 123H92V122H88ZM187 123V122H186ZM193 123H195V124H193L192 126H193V128L195 127V129H196V127L198 126V127H200L202 124V122H199V121H194ZM199 123V124H198ZM56 124V123H55ZM64 123H62V125H63ZM71 121H69L68 123H66L65 122V124L62 126V130H69V128L71 127ZM94 124V123H93ZM182 124V125H181ZM185 124V125H184ZM70 126V127H69ZM153 125H151V126H149L150 128L152 127ZM180 128H179V127ZM192 126H191V128H192ZM92 128H94L93 127V125L91 126ZM148 127V128H149ZM185 128V130H183V132L181 131L182 129H184ZM247 126L244 128V130L246 131V130H249L250 128L248 127L247 129ZM32 129V128H31ZM175 130V132L176 133H174V130ZM189 129V128H188ZM187 129V131H189V132H191V130H188ZM34 130V129H33ZM51 130H52V128H51ZM170 130V131H169ZM179 130V131H178ZM194 129H192V131H193ZM35 131V130H34ZM33 131V132H34ZM167 131V132H166ZM172 132H173V134H175V135H177L178 137H176V138H178V143L176 142L175 143V140L173 139L174 137H173V135H172ZM182 132V133H184V137L182 136L181 137V135H182V133L180 134V133ZM188 134H186V133ZM170 133V134H169ZM192 133V132H191ZM158 134V135H157ZM166 136H165V135ZM179 134H180V137H179ZM174 135V136H175ZM188 136V137H185V136ZM169 136V137H168ZM96 137V139H94ZM157 137V138H156ZM162 137L164 138H166V140H164L165 141V143H167L168 142V144H167V146H170V147H168V148H170L169 150H168V152L169 151H171V152H169V154H167V156H170V154H171V156H170V158L169 157H165L166 156V154H165V156H164V154H163V156L161 155L162 153H163V150L165 151V149H166V146L164 147L161 143H159V142H162L161 140H162ZM251 137V138H250ZM58 138V137H57ZM83 138V140H86V145H85V143L83 144V146L85 147H82L81 145L80 146H78L77 145V141H79L80 139H82ZM155 138V139H154ZM164 138V139H165ZM175 138V139H176ZM204 138V139H203ZM208 138V140H206ZM98 139V140H97ZM196 139H197V141H196ZM181 140V141H180ZM183 140H185V141H183ZM55 140H53V142H54ZM88 141V142H87ZM159 141V142H158ZM167 141V142H166ZM169 141L171 142L170 144H169ZM191 141V142H190ZM248 143H247V145H245V148L244 149H242L243 147H241V150H242V152L240 151V156L238 157L239 159H237V161H238V163H236V165L237 164H239V160H240V164H239V166L240 167H247L248 166V169H250V165H252L253 164V167H251V169H252V171H253V173H251L250 175H249V173L250 172H248V171H251V170H248L247 172L248 173H246V171H245V173H244V171L242 172V171H239L238 173L240 174L241 172L243 173V174H248L247 176V178H246V176L244 177L245 178V180H243L242 179V177L240 176V178H241V180L242 181H244V182H242V186L245 188H243V187H241V181H240V178L238 177V180H237V177H236V180L238 181L237 183H235L234 181H236L234 178H232V181H233V184H234V186H233V184L231 185V186H233V187H229L228 189H227V191L228 192H226V195H225V197H227V199L225 198V197H223V195L221 194V193H224V191H225V189H224V191L222 190V192H218V194H221V198L222 199H224L225 200V203H223V205H222V208H223V211H224V213H225V215L227 216L228 215V212H230L229 214L230 215H233L234 214V210H235V214H234V216H236V214H239L240 213V216H241V213H242V210H243V212L245 213L246 212V209H249V211L250 210H252L253 209V211L252 212H249L248 210H247V212H246V214L247 213H249L248 214V217L249 218H246L247 217V215L245 214L244 216H245V220L244 221H246L247 219H249L250 221H248V222H253V230L255 229L256 231L258 230L259 231V233H255V232H253V234H251L252 236H256L257 238H259V241L256 239V240H253V239H251L252 241H247L248 240V238H247V240L246 241H242L245 237L243 236V235H241L242 233H241V231H240V227L241 226H239L240 224L242 225V226H244V227H246L247 229H248V224L246 225V224H242L243 223V219H244V216H242V217H240V218H243V219H240V220H242V222L241 223H239V224H234L236 227H234V225H232L231 226V224H233L234 222H232L233 220H230L229 218H231V217H229V216H227L228 217V220H226V222H227V227H229V228H227L226 230H223L224 231V233H227L228 235H230L231 234V236H228L227 234H226V237L228 238V239H231L232 241H233V239H238V238H240V240L243 242H240V240H239V243H241V244H244L245 242L247 243L248 242V249L250 250H247V249H245L246 247L244 246L243 247V249H244V251H247V252H249L248 253V255H249V259H250V263L247 261V262H245V261H243V264H244V262H245V264L246 263H249V264H252V262H253V264H263V262H264V260L262 259V258H264V256L263 257H261V255L263 254V252L262 251H264V234L261 236V232H262V230H264V226H262V225H264V207H263V205H262V201L264 200V165H262L261 163L259 164V160L260 159H258V160H256L255 159V154H252V151H251V147L256 143V137H254V135L253 134H251V135H249V139H248ZM84 142V141H83ZM155 142H158V143H156L155 144ZM174 142V143H173ZM185 142V143H184ZM255 142V143H254ZM92 143V144H91ZM186 143H188L187 145H191L190 147H192V148H188L189 150L191 149V151L189 152V150L187 149V148H185L187 145H185ZM250 143V144H249ZM253 143V144H252ZM78 144H80V143H78ZM81 144H82V142H81ZM160 144V145H159ZM51 145H54L53 143H51ZM162 145V146H161ZM165 145V144H164ZM185 145V146H184ZM68 146H69V144H68ZM70 146H71V144H70ZM177 146V147H176ZM247 146H248V148H247ZM163 147L165 148V149H163ZM262 147V146H261ZM62 148H65V150L64 151H66V152H69V151H67V149H70L71 150V148H72V152L71 153H73V151H75L76 153H74V154H76L77 155V153L80 155V156H82V157H84V158H80V156L79 155H77L78 157H77V162L76 163H74V164H72V165H70L68 168H67V165H69V163L67 164L65 161V163H63V162H59V157H60V155H62L61 154V152H62V150L61 149ZM84 148V149H83ZM139 148V147H138ZM157 148H158V150H157ZM159 148H161V149H159ZM176 148V149H175ZM263 149H264V147H262ZM91 149H93V150H91ZM148 149V150H147ZM250 149V150H249ZM28 150L30 151L29 153H30V155H29V153H28ZM159 150H161L160 151V154H158V152H159ZM187 150V151H186ZM245 150V151H244ZM247 150V151H246ZM34 151V152H33ZM42 153H41V152ZM103 152V153H99V152ZM146 151V152H145ZM152 152V154H151V152ZM181 151V152H180ZM31 152H33V153H31ZM87 152V151H86ZM148 152L150 153L149 154V156H148ZM176 152V151H175ZM188 152V153H187ZM196 152V153H195ZM35 153V154H34ZM88 153V152H87ZM94 153V154H93ZM165 153V152H164ZM198 153V154H197ZM34 154V155H33ZM37 154V155H36ZM70 154V153H69ZM69 154H67V157H65V158H68V156H69ZM158 154V155H157ZM189 154H191V155H189ZM35 155H36V157H35ZM71 156H72V154H70ZM84 155H86V156H84ZM147 155V156H146ZM152 155V156H151ZM162 156V158H165V160L163 159V161H161V159H159L161 156ZM242 155V156H241ZM30 156V157H29ZM38 156H39V159H38ZM46 156H48V158H46ZM74 156V155H73ZM154 156V157H153ZM260 156V153H259V155L256 157V158H258ZM13 156H8V158H9V161L8 162H10V160H12V163L13 162H15V160H16V162L15 163H18V164H16V165H19L20 163V158L19 157H17V155L15 156V158L13 157ZM50 157V158H49ZM98 157H99V155H98ZM102 157H104V155L102 156ZM145 157V158H144ZM148 157V158H147ZM153 157V159H151V158ZM159 157V158H158ZM194 157V158H193ZM17 158V159H16ZM58 158V159H57ZM62 158V157H61ZM64 158V157H63ZM64 158V159H65ZM138 158H139V156H138ZM158 159V162L156 163L157 164V166H158V164H159V166L157 167L155 164H152L153 162V160H155V159ZM167 158H169V159H167ZM204 158V159H203ZM252 158H254L253 160H252ZM36 159V160H35ZM57 159V160H56ZM64 159H62V160H64ZM71 159V162H72V158H70ZM69 159V160H70ZM79 159V160H78ZM144 159V160H143ZM150 159V160H149ZM167 159V160H166ZM185 159V161H187ZM193 159V160H192ZM14 160V161H13ZM61 160V159H60ZM74 160V159H73ZM107 160V159H106ZM147 160H149L148 161V163H145V162H147ZM152 160V161H151ZM160 160V161H159ZM40 163H39V162ZM57 161H58V163H57ZM66 161H67V159H66ZM85 161V160H84ZM108 161V160H107ZM106 161V162H107ZM184 161V160H183ZM198 161V160H197ZM237 161H235V162H237ZM47 162V163H46ZM70 162V161H69ZM83 162V163H82ZM105 162V161H104ZM150 162V163H149ZM254 162V163H253ZM11 163V162H10ZM45 163H46V165H45ZM55 163V164H54ZM61 163H63L62 165H61ZM109 163V162H108ZM107 163V164H108ZM167 165H166V164ZM252 163V164H251ZM58 166H57V165ZM152 164V165H151ZM162 164V165H161ZM264 164V163H263ZM110 165V164H109ZM154 165V166H153ZM37 166H38V168H37ZM59 166H61V168H62V172L60 171V170H58L60 167ZM156 166V167H155ZM238 166V165H237ZM260 166V167H259ZM262 166V167H261ZM10 167H12V168H10ZM57 167H59V168H57ZM66 167V168H65ZM156 168V169H154V168ZM160 167H163V168H160ZM254 167L256 168V170H257V167H258V170L259 171H261V169H262V171H261V174L262 175H260V173H259V175H258V173H257V177H256V174H255V171L253 170L254 169ZM37 168V169H36ZM55 168H57V172L55 171L56 169ZM60 168V169H61ZM145 168V169H144ZM146 168H148L147 170H146ZM150 168L152 169L153 168V170H151L150 171ZM157 168H160V169H157ZM242 168H240V169H242ZM16 169V170H15ZM21 169V170H20ZM36 169V170H35ZM46 169H48V170H46ZM239 169V170H240ZM245 169V168H244ZM53 170V171H52ZM146 170V171H145ZM158 170H160V171H158ZM246 170H247V168H246ZM15 171V172H14ZM21 171H23L22 173H20ZM33 171V172H32ZM34 171H35V174H34ZM36 171H38L37 172V174H36ZM80 171V172H81ZM167 171V170H166ZM251 171V172H252ZM17 172V173H16ZM53 172H55L54 174L56 175V177H57V179H56V177H55V175L53 174ZM61 172V173H60ZM67 172H69V171H67ZM130 172V173H129ZM136 172V173H135ZM148 172H149V174H148ZM263 172V173H262ZM16 173V174H15ZM25 173H26V175H25ZM59 173V174H58ZM82 173V172H81ZM129 173V174H128ZM132 173H133V175H132ZM165 173V172H164ZM242 173H241V175H242ZM18 174V175H17ZM23 176V177H20L21 175ZM32 174H34L33 176V178H32V175L30 176V175ZM131 174V175H130ZM254 174H255V176H254ZM2 175V174H1ZM4 176H5V174H3ZM15 175H17L19 178H17V176H15ZM20 175V176H19ZM144 175V176H143ZM148 175V176H147ZM163 175V174H162ZM27 176V177H26ZM28 176L30 177L28 180H29V182H27V178H28ZM47 176V177H46ZM151 176V177H150ZM251 176V177H250ZM1 178H0V180H2V176H0ZM7 177V176H6ZM25 177H26V179H25ZM63 177V178H62ZM126 177V176H125ZM141 177V178H140ZM17 180H16V179ZM24 180H23V179ZM35 178V179H34ZM45 178H46V180L47 181H45ZM53 178L55 179V180H53ZM61 178V179H60ZM84 178V177H83ZM82 178V179H83ZM139 178V179H138ZM4 179V178H3ZM34 179V180H33ZM86 179V178H85ZM127 179H130V180H127ZM142 179V180H141ZM145 179V180H144ZM234 179V180H233ZM247 179V180H246ZM13 180H15V181H13ZM87 180V179H86ZM81 181L80 180V183L78 184L79 185V187H83V186H86L87 185V181ZM11 181V182H10ZM19 181H20V183H19ZM31 181V182H30ZM34 181L36 182L35 184H34ZM49 181V182H48ZM51 181V182H50ZM136 181H137V184H136ZM139 181V182H138ZM150 181V182H149ZM239 181H240V184H239ZM13 182H16L17 184H16V186H15V184L13 183ZM41 182V183H42ZM99 182H101V184L102 185H104V186H108L107 184H106V181L104 180V182H103V177H100V180H99ZM145 182H148V183H145ZM2 183V182H1ZM11 183V186H8L9 184ZM12 183L14 184V185H12ZM27 183V184H26ZM30 183V184H29ZM32 183V184H31ZM129 183V184H128ZM22 184H23V186H22ZM28 184H29V186H31L30 188L28 187L27 189H26V187L28 186ZM132 184V185H131ZM135 184V185H134ZM138 184H140V186L138 185ZM195 184H199V183H197V182H195ZM245 186H244V185ZM19 185H21V186H19ZM138 185V186H137ZM181 185H183V186H180L181 188H180V190L178 191L179 193H177L178 194V197H176V198H178L179 200H181V197L182 196H184V195H186V194H188V192L189 193H194L195 192V190L191 187V185H189V184H187V185H185V184H181ZM16 187V189H15V187ZM21 187V188H19V187ZM34 186H35V188H34ZM137 186V187H136ZM149 186V185H148ZM147 186V187H148ZM187 186V187H186ZM239 186V187H238ZM11 187V188H10ZM32 187H33V189H32ZM50 187V188H49ZM127 187V188H126ZM135 187H136V189L138 190H136V191H134L133 192V190H135ZM18 188V189H17ZM54 188V187H53ZM76 188H77V186H76ZM100 188H102V187H100ZM103 188H105V187H103ZM132 188V189H131ZM235 190H234V189ZM244 190H243V189ZM10 189V190H9ZM15 189V190H14ZM30 189V190H29ZM35 189V190H34ZM44 189H45V191H44ZM187 189V190H186ZM222 188H220V190H221ZM239 191H238V190ZM1 190H3V191H1ZM18 190V191H17ZM25 190H29L30 191V193H29V191H25ZM31 190H33V191H35V193L34 192H31ZM102 190H104V189H102ZM109 190V189H108ZM142 190V192H144ZM183 190V191H182ZM243 191V193H242V191ZM247 192H246V191ZM17 191V192H16ZM21 191H22V193H21ZM24 191V192H23ZM55 191V192H54ZM141 191V190H140ZM187 191V192H186ZM3 192V193H2ZM12 192V193H11ZM37 192V193H36ZM132 192H133V194H132ZM185 192H186V194H185ZM238 192V193H237ZM16 193H17V195H16ZM24 193H26V195H27V193H28V195H27V197H25L26 195H24ZM33 193V195H31ZM66 193V194H65ZM75 193H77V195L78 196H76V197H74L76 194ZM141 193V192H140ZM192 193H191V195H192ZM227 193H228V195H227ZM239 193L241 194V195H239ZM262 193V194H261ZM38 194L40 195V198H41V200L39 199V201H37L36 199H37V196H38ZM41 194H43V196L45 195L46 196V198H45V196L44 197H41ZM57 194V195H56ZM75 194V195H74ZM100 194H102L103 195V197L105 196L104 195V193H103V191H101L100 192ZM30 195L32 196V198L30 197ZM34 195H36V196H34ZM55 195H56V197H55ZM66 195V196H65ZM137 195L139 196L138 198H137ZM242 195H243V197H242ZM263 197V198H261L262 199V201H261V199H260V197L261 196ZM50 196V197H49ZM101 196V195H100ZM237 196H239L240 198H238ZM12 197H14L13 199H12ZM30 197V198H29ZM36 197V198H35ZM48 197V198H47ZM55 197V198H54ZM231 197V198H230ZM241 197H242V199H241ZM28 198V199H27ZM35 198V200L34 201H36V202H34L32 199H34ZM42 198H44L43 200L44 201H42ZM57 198V199H56ZM107 198V197H106ZM198 197H196V199H197ZM220 198V199H221ZM255 198V199H254ZM3 199V200H2ZM48 199V200H47ZM104 199H105V197H104ZM108 199V198H107ZM178 199H176V200H178ZM193 199L192 201H191V205H193L192 206V208H190V209H187V210H189V212L187 211V213H189V214H186L185 212H184V207H185V204H183V207H182V211L188 216H190L191 215V222H188L187 224L188 225H190V228H189V226L187 225V224H185L184 226H186L187 227V232H188V234H187V232H186V227H182L185 231L183 232V233H181L182 235L186 232V234L185 235H183V237H182V239H185V241H187V239H189L188 240V242H186V244L187 243H191L192 241H193V239L195 240V238H194V236L195 237H197L196 236V234L197 235H199L200 236V238H203L202 240H204V236H208V235H210V234H213L214 236H215V238L217 239V241H220L219 240V238H221L220 237V235L222 234H224V233H222V231H220L219 232V227L217 228L216 227V225L214 224V221H213V218H211L212 217V214H211V208H209V206L207 207V205L206 206H204V204L205 203H202L203 201H200L199 202V200H201L200 198H199V200L197 199ZM237 199V200H236ZM241 199L242 200V202L241 201H239V200ZM258 200L259 202L256 204V206H254V208L252 207V204L249 206V204H247L248 202H250V200ZM2 200V201H1ZM4 200H6V201H9V203H7L6 201H4ZM47 200V203H44L45 201ZM64 200H67V199H64ZM106 200V199H105ZM123 200H124V198H123ZM203 200V199H202ZM4 201V202H3ZM30 201H31V204H30ZM51 201V202H50ZM72 201V202H71ZM162 201V199L160 200V202H158V203H162L161 202ZM229 201V202H228ZM231 201V202H230ZM248 201V202H247ZM11 202V203H10ZM13 202V203H12ZM22 202V203H21ZM38 202V203H37ZM40 202V203H39ZM50 202V203H49ZM58 202H60V203H58ZM71 202V207H73L74 209L72 210L71 208L69 209L68 208V204ZM113 202L111 203V205L113 206ZM130 202H133V203H135L136 202V204H137V206L134 204V206H133V203L131 204ZM199 202V203H198ZM247 202V203H246ZM252 202V201H251ZM264 202V201H263ZM25 203V204H24ZM61 203L62 204H64L63 206L61 205ZM76 203V204H75ZM157 203V204H158ZM166 203H168V204H166ZM183 203V202H182ZM195 203V204H194ZM202 203V204H201ZM217 203V202H216ZM221 203V202H220ZM228 203V204H227ZM246 203V204H245ZM7 205V206H5V205ZM37 204V206L38 207H35V205ZM39 204H40V206H39ZM45 204V205H44ZM49 206H48V205ZM75 206H74V205ZM129 204H131V207H128V206H130ZM155 205V211L157 212V210H159V213H158V215L160 214V207H158L159 206V204L158 205ZM163 204V203H162ZM166 204V205H165ZM218 204H219V201H218ZM218 204H216V206L218 205ZM241 204V205H240ZM255 204V203H254ZM264 204V203H263ZM9 205H12V206H9ZM24 205V206H23ZM59 205H61V207L59 206ZM97 205H99L98 204V202L96 203V206L95 207H97ZM124 207H123V206ZM168 205V206H167ZM177 205V203L175 204V206ZM179 205V204H178ZM176 206V212L177 213H175V215L177 216L178 215V219H179V217H181L182 215H181V212H180V209H179V206ZM200 205V206H199ZM232 205V206H231ZM246 205H248L249 206V208L247 207H245ZM33 206V207H32ZM56 206V207H55ZM121 206L123 207V209L121 208ZM171 206V205H170ZM169 206V202H168V200H166L165 201V203H164V208H165V211H166V214H168V216H169V218H171V219H174V216L172 215V208H171V211L170 210H168V209H170V208H168V207H170ZM195 206V207H194ZM202 206V207H201ZM219 207L221 206V204H219L218 205ZM227 206V207H226ZM230 206V207H229ZM235 206V207H234ZM20 207V208H19ZM32 207V208H31ZM50 207V208H49ZM55 207V208H54ZM58 207V208H57ZM75 207H76V211H75ZM125 207H126V209H125ZM136 207V208H135ZM157 207V208H156ZM166 207H167V209H166ZM178 207V208H177ZM233 207V208H232ZM236 207H240L239 208V213H238V209H235ZM243 207H245V208H243ZM263 207V208H262ZM37 208V209H36ZM49 208V209H48ZM62 208V209H61ZM132 208V209H131ZM186 208V207H185ZM217 208V207H216ZM231 208V209H230ZM243 208V209H242ZM251 208V209H250ZM39 209V211H37ZM50 209H51V211H50ZM55 209V210H54ZM69 209V210H68ZM100 209V210H99ZM129 209H131L132 211L130 212L129 211ZM134 209V210H133ZM140 209V210H139ZM157 209V210H156ZM179 209V210H178ZM227 209H230V210H227ZM241 209V210H240ZM15 210V211H14ZM18 210H20L19 212L20 213H22L21 214V216H20V214H18V212H17V214L16 215H18V218H20L21 217V221H23L22 223V225H20V223H21V221L18 223L17 222V220L16 219H12V218H8V216L10 217H13V214L12 213H14V215H15V212L16 211H18ZM52 210H53V216H52V214L50 213V212H52ZM59 210V211H58ZM78 210V211H77ZM47 211H48V214L49 215H51V216H47L48 214H47ZM65 211V212H64ZM98 211V212H97ZM143 211V210H142ZM144 211H146V210H144ZM12 212V213H11ZM43 212V213H42ZM58 212V213H57ZM63 212L66 214V216L67 217H65L64 215L65 214H63ZM76 212V213H75ZM121 212H120V214H121ZM132 213V214H130V213ZM147 212V211H146ZM175 211H173V213H174ZM198 212H203L202 214L200 213H198ZM226 212H227V214H226ZM36 213V214H35ZM38 213V214H37ZM133 213H135V214H133ZM205 213V214H204ZM244 213H242V214H244ZM260 213V214H259ZM46 214V215H45ZM59 216H58V215ZM69 214H70V216H69ZM89 214V213H88ZM130 214V215H129ZM200 215V216H198V215ZM15 215V216H16ZM37 215V216H36ZM132 215V216H131ZM135 215V216H134ZM141 217H140V216ZM173 216V218H172V216ZM180 215V216H179ZM254 215V216H253ZM37 218H35V217ZM62 216V217H61ZM64 216V217H63ZM69 216V217H68ZM121 216V215H120ZM125 215L123 214V218L122 217H120V218H122V220H123V222H124V220H125V218L126 217H124ZM187 216H185V217H187ZM34 217V218H33ZM42 217V218H41ZM47 217V218H46ZM143 217H144V219H143ZM193 217V218H192ZM199 217H200V219H199ZM202 217V218H201ZM207 217V218H206ZM25 218L27 219V220H25ZM40 218V219H39ZM44 218V219H43ZM80 218V219H79ZM84 218V219H83ZM88 218V219H87ZM148 218V219H147ZM233 218V217H232ZM235 218H237V219H239L238 217H235ZM254 218V219H253ZM34 219H36V220H38V221H36V220H34ZM41 219H43V220H41ZM49 219V220H48ZM60 219V220H59ZM77 219V220H76ZM90 219V220H89ZM97 219V220H96ZM137 219V220H136ZM236 219V220H237ZM34 222H32V221ZM46 220V221H45ZM84 220V221H83ZM88 220V221H87ZM149 220V221H148ZM195 220V221H194ZM254 220V221H253ZM256 220V221H255ZM30 221V222H29ZM41 221H43V223L42 224H39V223H41ZM45 221V222H44ZM71 221H73L74 223H72ZM130 221V220H129ZM228 221H229V223L230 224H228ZM262 221V222H261ZM27 222V223H26ZM39 222V223H38ZM47 222V223H46ZM52 222V223H51ZM91 222H93V223H91ZM131 222V221H130ZM152 222V223H151ZM4 223V224H3ZM36 223V224H35ZM38 223V224H37ZM82 223V224H81ZM84 223V224H83ZM137 223V222H136ZM143 223H145V225L146 226H148V225H150L149 227H147V228H149V232L147 231V228L146 229H144V228H141V230H139L140 231V233H139V231L137 232V230L139 229V227L143 224ZM210 223V224H209ZM212 223V224H211ZM26 224V225H25ZM43 224H45V225H43ZM47 224V225H46ZM57 224H59V225H61L62 224V228L60 229V227L61 226H57L56 225V227H55V225ZM75 224L76 225H79V227H77V226H75ZM92 224V225H91ZM103 224H104V222H103ZM254 224H255V226H254ZM258 224H259V226H258ZM3 225H4V227H3ZM40 225V226H39ZM85 225V226H84ZM109 225H111V224H109ZM183 225V224H182ZM209 225V226H208ZM211 225V226H210ZM213 225H215L214 227H213ZM1 226H2V228H1ZM21 226V227H20ZM24 226V227H23ZM65 226H67V227H65ZM114 226V230H112V227ZM124 226V225H123ZM122 226V227H123ZM145 226V227H146ZM191 226L193 227V228H191ZM238 226V227H237ZM63 227H65L64 229H63ZM81 227H84V228H81ZM91 227H92V229H91ZM115 227H117V230L119 231L120 230V232H118V234L116 235V232L115 231H117L116 230V228ZM121 227V226H120ZM232 227H234V228H232ZM263 227V228H262ZM8 228H9V230H8ZM80 228V229H79ZM87 228V229H86ZM90 228V229H89ZM109 230H108V229ZM124 228H125V226H124ZM123 228V229H124ZM181 228V229H182ZM262 228V229H261ZM3 229V230H2ZM5 229V230H4ZM65 229H67V232H65L66 230ZM107 230V232H106V230ZM180 229V230H181ZM195 229V230H194ZM218 229V230H217ZM230 229H231V231H230ZM242 229H244V228H242ZM241 229V230H242ZM247 229L245 230L244 229V231L245 232H247ZM261 230V232H260V230ZM34 230V231H33ZM69 230V231H68ZM70 230H73L72 232H70ZM79 230V231H78ZM126 230H127V228H126ZM126 230H124V231H126ZM132 230V231H133ZM151 230V231H150ZM166 230V229H165ZM164 230V231H165ZM212 230H214V232H211ZM218 231V233H217V231ZM222 230V229H221ZM227 230H229L230 232H227ZM254 230V231H255ZM50 231V232H49ZM54 231H55V235H56V233L58 234V236H56V237H54ZM61 231H62V233H64V234H61ZM74 231H75V233H74ZM77 231V232H76ZM85 231H87V232H85ZM93 231V232H92ZM95 231V232H94ZM96 231H97V233H96ZM122 231V232H121ZM142 231H144V233H142ZM194 231V232H193ZM206 231V232H205ZM209 231V232H208ZM226 231V232H225ZM234 231H235V233H234ZM31 232H32V236H33V238L36 240V242H37V244H39L40 242H41V240H45L44 242H47V243H51L52 242V240H54L55 241V238H57L56 239V243H58V245H59V243L61 244V246L60 247H62V245L63 246H65L64 248L66 249V251H67V253H70L71 255H69L70 256V259H71V261H69L70 259H68L67 258V256L65 257V255H68V254H65L66 253V251L65 252H63V254H61V252H62V250L61 249H59V250H61V251H57L58 252V254H56V256L54 255V256H52L53 255V253L52 252H54V251H52L51 253H52V255H51V253L50 252H48V253H50V254H48L47 255V252H46V256L49 258L48 260H45V259H42V261H41V256L39 255V253H38V255H37V250L35 249V247L34 246H30L26 251V253H22L21 254V251L18 249V248H14V246H11V245H8V243L10 244V243H14L15 242V240H18V241H20V245H23L24 247H26L27 246V242H26V239L24 238V237H27L28 235H30L31 234ZM39 232V233H38ZM79 232V233H78ZM90 232V233H89ZM92 232V233H91ZM109 232V233H108ZM113 232V233H112ZM145 232H147V233H145ZM211 232V233H210ZM60 233V234H59ZM66 233H68V234H66ZM74 235H77L78 234V236H74ZM80 233H84L83 234V236L80 234ZM119 233L121 234V235H119ZM125 233V232H124ZM208 233V234H207ZM216 233V234H215ZM236 233H238V234H236ZM241 233V234H240ZM255 233V234H254ZM22 234V235H21ZM38 236H37V235ZM44 234V235H43ZM66 234V235H65ZM96 234H97V236H96ZM100 234V235H99ZM109 234V235H108ZM115 234V235H114ZM138 236H140V239L139 238H137V235ZM220 234V235H219ZM244 234V233H243ZM2 235V236H1ZM26 235V236H25ZM50 237H49V236ZM66 236V238H65V236ZM68 235V236H67ZM89 235V236H88ZM143 235H144V237H143ZM194 235V236H193ZM232 235L234 236V237H237V238H233L232 237ZM246 236L247 235H250V234H245ZM60 236V237H59ZM62 236V237H61ZM81 236L83 237V239H81ZM148 236V235H147ZM146 236V237H147ZM192 236V237H191ZM224 237H225V234L223 235ZM241 236H242V238L243 239H241ZM263 237V238H261V240H260V237ZM10 237H12V238H10ZM19 237V238H18ZM37 237H39V238H37ZM46 237V238H45ZM71 237V238H70ZM77 237V238H76ZM93 237V238H92ZM124 237V238H123ZM126 237V238H125ZM135 237L137 238V239H135ZM150 237V236H149ZM164 237H165V239L167 238V236H163L162 237V240L164 239ZM169 237V236H168ZM190 237V238H189ZM224 237H222V238H224ZM226 237H225V239H226ZM230 237V238H229ZM255 237V238H256ZM14 238V239H13ZM31 238V237H30ZM41 238H43V239H41ZM63 238V239H62ZM69 238V239H68ZM73 238V239H72ZM88 238H90L89 240H86L87 241V243H88V245H87V243L86 244H84V246L86 245L87 247H89V245H90V247L89 248H91L92 247V245H94L92 248L95 250V248H96V251H94L95 253V255H93V249H90V251L92 252V254H91V252L90 251H88L89 249L88 248H86L87 250L85 251V249H84V251H81L80 250V248H82V246H83V244H82V242H85V239H88ZM94 238H95V240H94ZM104 238V239H103ZM129 238V240H125V239H128ZM11 239H13V240H11ZM32 239V238H31ZM77 239V240H76ZM116 239H118V241L116 240ZM124 239V240H123ZM133 239V240H132ZM164 239V240H165ZM168 239V238H167ZM228 239L227 240H224L223 239V244H224V241H226L225 243H228L227 245H229L230 246V242L228 241ZM246 239V238H245ZM249 239H250V237H249ZM11 240V241H10ZM35 240L33 241L34 242V244H36V242H35ZM40 240V241H39ZM59 240V241H58ZM106 240H109V241H106ZM120 240V241H119ZM122 240L124 241V243L122 242ZM135 240V241H134ZM145 242H144V241ZM149 240V239H148ZM222 240V239H221ZM230 240V241H231ZM8 241H10V242H8ZM51 241V242H50ZM61 241H63V242H61ZM71 241V242H70ZM75 241V242H74ZM79 241V242H78ZM82 241V242H81ZM90 241H91V243H90ZM101 241V242H100ZM126 241V242H125ZM130 241V242H129ZM133 241V243H134V247L132 246L133 244L131 243ZM228 241V242H227ZM43 242V241H42ZM115 244H114V243ZM129 242V243H128ZM140 242L142 243V245L140 244ZM184 242V241H183ZM235 242V241H234ZM250 242H252V243H250ZM254 242H257V243H254ZM6 243V244H5ZM55 243V244H56ZM90 243V244H89ZM120 243V244H119ZM128 243V245H126ZM136 243V244H135ZM137 243H138V245H137ZM219 243H221V241L219 242ZM218 242H217V247H220V249H221V247L222 246H219L220 244H219ZM237 243H238V241H237ZM238 243V244H239ZM53 244V243H52ZM70 244V245H69ZM99 244V245H98ZM103 244V245H102ZM107 245V247L105 246V245ZM126 245L127 247H128V251L130 252H126V251H124V250H127V247H126V249L124 248L123 249V245ZM139 244H140V246L142 247H139ZM167 244V243H166ZM232 244V243H231ZM252 244V245H251ZM57 245V244H56ZM56 245H55V247H54V249L56 248ZM79 245H80V247H79ZM98 245V246H97ZM117 245H119V246H117ZM121 245H122V249H121ZM130 245V246H129ZM143 245H145L144 247H143ZM188 245V244H187ZM225 245V244H224ZM260 245V246H259ZM49 246V245H48ZM53 246V245H52ZM136 246V247H135ZM236 246V245H235ZM235 246H234V248H235ZM261 246H262V248H263V250L261 249ZM33 247H34V249H33ZM68 247V248H67ZM79 247V248H78ZM95 247V248H94ZM118 247V248H117ZM132 247V248H131ZM137 247L138 248H140V250L139 249H137ZM152 247V248H151ZM156 247V251L157 252H159V253H157L156 251H155V248ZM186 247V246H185ZM233 247V246H232ZM258 247H260V248H258ZM77 248V249H76ZM100 248H101V250H100ZM105 248V249H104ZM134 248V249H133ZM145 249L144 251H142V249ZM231 248V247H230ZM234 248H232V249H234ZM256 248V249H255ZM53 249V250H54ZM133 250V251H131V250ZM150 249L152 250L153 249V251H150ZM190 250H191V247L189 248ZM219 249V248H218ZM220 249H219V251H220ZM222 249H223V247H222ZM237 249V248H236ZM236 249H234V250H236ZM258 249H260L261 251H258ZM49 250H51V247H50V249ZM70 250V251H69ZM121 250V251H120ZM135 250V251H134ZM195 250V249H194ZM18 251V252H17ZM97 251H98V253H97ZM99 251H100V254H101V256H102V254H104L101 258H99ZM106 251L108 252V253H110V254H108V253H106ZM137 251V252H136ZM150 251V252H149ZM170 251V250H169ZM225 251H226V249L224 250V252L221 254V255H224V253H225ZM243 251V252H244ZM258 251V252H257ZM29 252V253H28ZM45 252V251H44ZM56 252V251H55ZM55 252H54V254H55ZM56 252V253H57ZM59 252H60V255H59ZM90 252V253H89ZM123 252H125L126 254H124V255H122L123 254ZM131 252H133V253H131ZM138 252H140V255H139V257L141 258V255L143 254L144 256L143 257H145L146 258V260L147 261H145V259L143 260V262H142V258L141 259H139V257H138ZM143 252V253H142ZM154 253V255L153 256H151L153 253ZM165 252H166V254H165ZM188 252L190 253V251L188 250ZM218 252V251H217ZM216 252V253H217ZM230 251H228L227 250V253H229ZM257 252V253H256ZM27 253L28 254H30V255H27ZM142 253V254H141ZM146 253V254H145ZM151 253V254H150ZM195 253V252H194ZM221 253V252H220ZM227 253H226V255H227ZM246 253V252H245ZM85 254V255H84ZM99 254V255H98ZM106 254H108V256L106 255ZM137 256H135V255ZM161 254V255H160ZM230 254V256L229 255H227V258H226V256L224 257V256H222V257H224V258H221L222 260H225V264H234V263H238V261L239 260H237V259H234L233 257H231L232 256V254L231 253H229ZM247 254V253H246ZM251 254V255H250ZM254 254V255H253ZM259 254V255H258ZM52 257V259L50 258V256ZM63 257H62V256ZM90 255V256H89ZM105 255H106V257H105ZM118 257H117V256ZM157 256V257H155L154 258V256ZM166 256V258H165V256ZM170 255V256H169ZM190 255L192 256V257H197L195 254H191L190 253ZM220 255V254H219ZM220 255V256H221ZM258 255V256H257ZM58 256V257H57ZM62 258H61V257ZM96 256V257H95ZM113 256H116L115 258L113 257ZM169 256V257H168ZM200 256H201V258H200ZM200 256H198L199 258H200V260L199 261H203V259H202V256H203V258L205 257L204 255H200ZM219 256V257H220ZM246 256V255H245ZM55 257V258H54ZM64 257L65 258H67V259H64ZM84 257V258H83ZM104 257H105V259H104ZM109 257H110V259H109ZM120 257V258H119ZM147 257H149V259L147 258ZM243 257H244V254H243ZM253 257V258H252ZM256 257H258V258H256ZM261 257V258H260ZM35 258V259H34ZM40 258V259H39ZM75 258H77V260L75 259ZM82 258V259H81ZM213 258H215L214 257V255H213ZM229 258H233V260L235 261H233L232 259H230L229 260ZM246 258V257H245ZM244 258V259H245ZM248 258V257H247ZM246 258V259H247ZM7 259V260H6ZM17 259V260H16ZM73 259V260H72ZM87 259V260H86ZM97 260V262H96V260ZM117 259H119L120 261H117ZM135 259V260H134ZM151 259V260H150ZM154 259V260H153ZM156 259V260H155ZM165 261H164V260ZM177 259V260H176ZM209 259H211V257L209 258ZM215 259H217V257L215 258ZM215 259H211V261H210V264H215L214 262L216 261L217 262V260H215ZM252 259V260H251ZM257 260V261H253V260ZM40 261V263H39V261ZM45 260V261H44ZM90 260V261H89ZM91 260L93 261V262H91ZM99 260V261H98ZM113 260V261H112ZM114 260H116L117 262H115ZM130 262H129V261ZM137 260V261H136ZM205 260V259H204ZM215 260V261H214ZM227 260V261H226ZM237 260V261H236ZM6 263H5V262ZM8 261V262H7ZM68 261V262H67ZM89 261V262H88ZM102 261V262H101ZM191 261H193V260H191ZM233 261V262H232ZM262 261V262H261ZM17 262V263H16ZM35 262V263H34ZM71 262V263H70ZM101 262V263H100ZM126 262V263H125ZM144 262H146V263H144ZM161 262V263H160ZM198 262V261H197ZM228 262V263H227ZM256 262V263H255ZM241 263V262H240ZM240 263H238V264H240ZM181 264H182V262H181ZM223 264V263H222Z\"/></svg>", "mask_w": 264, "mask_h": 264}]
</instances>
